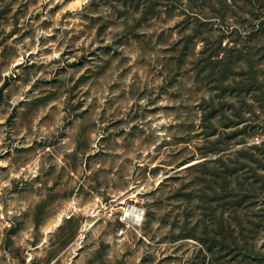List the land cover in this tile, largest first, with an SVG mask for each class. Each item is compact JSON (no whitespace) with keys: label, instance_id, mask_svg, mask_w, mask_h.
Here are the masks:
<instances>
[{"label":"rangeland","instance_id":"374dc122","mask_svg":"<svg viewBox=\"0 0 264 264\" xmlns=\"http://www.w3.org/2000/svg\"><path fill=\"white\" fill-rule=\"evenodd\" d=\"M0 264H264V0H0Z\"/></svg>","mask_w":264,"mask_h":264},{"label":"bare ground","instance_id":"6f19581e","mask_svg":"<svg viewBox=\"0 0 264 264\" xmlns=\"http://www.w3.org/2000/svg\"><path fill=\"white\" fill-rule=\"evenodd\" d=\"M132 212H133L134 218H136V217L139 218L143 214L144 210H143V208L134 205L133 208H132Z\"/></svg>","mask_w":264,"mask_h":264},{"label":"built area","instance_id":"2783aa9c","mask_svg":"<svg viewBox=\"0 0 264 264\" xmlns=\"http://www.w3.org/2000/svg\"><path fill=\"white\" fill-rule=\"evenodd\" d=\"M132 208L133 207H129L128 209H126V211H125V216L126 217H133L134 218V216H133V212H132ZM142 218H143V214L141 215V217H136V218H134V219H136L137 221H140V220H142Z\"/></svg>","mask_w":264,"mask_h":264}]
</instances>
